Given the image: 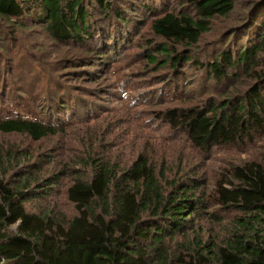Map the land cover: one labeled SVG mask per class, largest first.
Segmentation results:
<instances>
[{
    "label": "trees",
    "instance_id": "1",
    "mask_svg": "<svg viewBox=\"0 0 264 264\" xmlns=\"http://www.w3.org/2000/svg\"><path fill=\"white\" fill-rule=\"evenodd\" d=\"M137 1L0 0V19L42 25L59 42L92 39L101 35L98 29L111 16L118 20L113 28L127 34L132 27L121 9L128 6L129 11ZM161 1L167 5L152 16L151 31L168 43L185 47H195L210 22L228 16L235 3L188 0L185 11L168 10L169 0ZM155 2L142 1L144 11L153 9ZM252 7L253 15L232 33L230 45L211 63H198L184 51L172 53L165 45L154 49L167 58L164 65L175 68L192 62L208 71L209 80L216 83L230 81L242 71H254L258 61H264V0L254 1ZM93 14L101 19L98 25L94 18L91 21ZM0 34V49L9 52L4 45L9 36L2 30ZM236 37L243 43L237 44ZM146 58L155 63L153 55L148 53ZM254 72L255 84L221 105L171 109L164 117L201 151L251 142L264 132V69ZM31 80L35 79L31 76ZM0 133L26 134L39 141L57 131L48 124L15 117L0 118ZM86 161L89 175L74 171L65 190V199L75 212L69 219L48 206L38 211L26 208L28 202H48L59 184L56 176L33 179V190H24L27 175L17 187L0 178V264H264V163L231 167L228 180L217 181L213 194L206 196L204 182L193 177L168 180L166 172H157L143 155L123 171L102 158ZM220 211L235 213L229 230L218 242H202L199 220L204 214L218 220L214 213ZM189 233H194L193 241L171 245L175 238Z\"/></svg>",
    "mask_w": 264,
    "mask_h": 264
},
{
    "label": "rangeland",
    "instance_id": "2",
    "mask_svg": "<svg viewBox=\"0 0 264 264\" xmlns=\"http://www.w3.org/2000/svg\"><path fill=\"white\" fill-rule=\"evenodd\" d=\"M142 1L131 4L134 7L129 6V11L125 9L128 6H122L132 27L127 34L113 28L118 20L111 16L98 29L101 35L92 39L86 36L59 42L42 25L0 19V30L9 36L4 45L10 50L0 49V118L39 121L57 131L39 141L26 134L0 133V178L5 182L17 187L27 175L29 183L24 190H33V179H59L48 202H28L27 210L48 206L63 218H71L75 212L65 199V190L74 171L87 176L86 159L90 158H102L123 171L143 155L157 172L164 170L168 180L193 177L204 182L206 196L213 194L217 181L228 180L231 167L264 163V132L251 142L216 146L205 152L164 117L167 110L208 108L242 94L255 84L253 72L263 70L264 61L259 60L254 71H242L230 81L216 83L209 80L208 71L192 62L175 68L164 65L167 58L154 49L165 45L172 53L184 51L198 63H211L230 45L232 33L241 28L249 14L253 15L256 0H235L233 11L212 20L195 47L175 45L155 36L150 21L167 4L155 0L149 13ZM187 1L169 0L166 9L185 10ZM93 18L98 25L101 19L95 14L91 21ZM234 41L243 43L239 37ZM148 53L155 63L147 60ZM214 214L218 220L208 214L199 220L202 242L223 238L235 215L224 211ZM193 238L194 233H189L175 238L171 245L190 243Z\"/></svg>",
    "mask_w": 264,
    "mask_h": 264
}]
</instances>
